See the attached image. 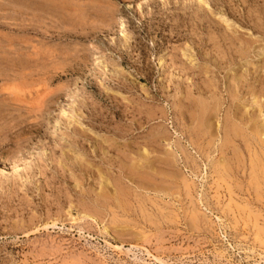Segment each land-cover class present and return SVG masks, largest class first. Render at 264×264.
I'll return each instance as SVG.
<instances>
[{
  "label": "rangeland",
  "instance_id": "374dc122",
  "mask_svg": "<svg viewBox=\"0 0 264 264\" xmlns=\"http://www.w3.org/2000/svg\"><path fill=\"white\" fill-rule=\"evenodd\" d=\"M259 125L264 0H0V264H264Z\"/></svg>",
  "mask_w": 264,
  "mask_h": 264
},
{
  "label": "bare ground",
  "instance_id": "6f19581e",
  "mask_svg": "<svg viewBox=\"0 0 264 264\" xmlns=\"http://www.w3.org/2000/svg\"><path fill=\"white\" fill-rule=\"evenodd\" d=\"M227 25H228V23H227ZM226 26V25H225ZM257 53V52H256ZM257 102V101H256ZM29 104V103H28ZM202 106V105H201ZM204 107V106H203ZM216 108V107H215ZM203 110V109H202ZM204 112V111H203ZM201 113V112H200ZM261 113V112H260ZM201 115V114H200ZM242 115V114H241ZM248 115V114H247ZM251 116V115H250ZM254 116V115H253ZM197 117V116H196ZM250 118V117H249ZM202 121V120H201ZM208 121H210V120H208ZM251 124V123H250ZM249 126V125H248ZM239 127V126H238ZM225 129V128H224ZM242 129V128H241ZM249 129V128H248ZM234 130V129H233ZM239 130V129H238ZM238 130H235L234 131V134H235V137L236 136H238L239 134V131ZM249 131H250V135H252V137L253 138H256V139H259V142H261L263 145H264V141H262L260 138L261 137H263L264 136V125H259V126H253L251 129H249ZM205 132V131H204ZM217 134V133H216ZM199 135V134H198ZM237 138V137H236ZM250 138V137H249ZM160 139V138H159ZM239 139V138H238ZM264 139V138H263ZM161 140V139H160ZM166 140V139H165ZM224 141V140H223ZM215 142V141H214ZM222 143V142H221ZM221 145H223V144H221ZM233 146V145H232ZM146 160V159H145ZM165 160V159H164ZM258 161V160H257ZM132 163V162H131ZM135 163V162H134ZM146 163V162H145ZM163 163V162H162ZM137 164V163H136ZM135 164V165H136ZM143 165V164H142ZM221 165V164H220ZM224 166H225V164H223ZM222 165V166H223ZM132 167H133V165H131ZM148 166V165H147ZM261 166V165H260ZM221 167V166H220ZM134 168H136V167H134ZM219 168V167H218ZM221 168H225V167H221ZM254 168V167H253ZM257 169V168H256ZM132 170V169H131ZM222 170V169H221ZM129 171V170H128ZM260 172H261V174H262V172H263V174H264V168L262 167V168H260V170H259ZM255 172H257V171H255ZM252 174V173H251ZM262 174V175H263ZM222 175V174H221ZM264 176V175H263ZM147 177V176H146ZM128 178H130V177H128ZM141 178V177H140ZM149 179V178H148ZM255 179V178H254ZM260 180V179H259ZM139 181V180H138ZM143 181V180H142ZM152 181V180H151ZM145 182V181H144ZM153 183V182H152ZM264 183V182H263ZM120 192H122V191H120ZM109 194V193H108ZM111 194V193H110ZM113 194V193H112ZM123 194V193H122ZM99 196V195H98ZM124 196V195H123ZM124 200V199H123ZM108 202V201H107ZM105 203H106V201H105ZM113 203V202H112ZM123 206V205H122Z\"/></svg>",
  "mask_w": 264,
  "mask_h": 264
}]
</instances>
